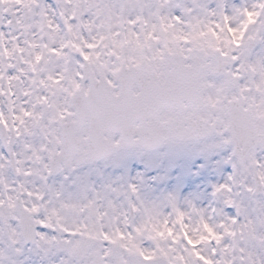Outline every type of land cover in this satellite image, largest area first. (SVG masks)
<instances>
[{
	"label": "snow or ice",
	"instance_id": "1",
	"mask_svg": "<svg viewBox=\"0 0 264 264\" xmlns=\"http://www.w3.org/2000/svg\"><path fill=\"white\" fill-rule=\"evenodd\" d=\"M0 264H264V0H0Z\"/></svg>",
	"mask_w": 264,
	"mask_h": 264
}]
</instances>
